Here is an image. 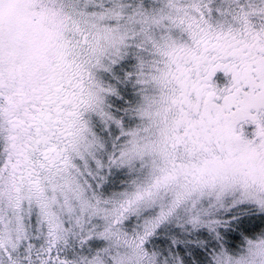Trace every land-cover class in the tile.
<instances>
[{"label":"snow or ice","instance_id":"1","mask_svg":"<svg viewBox=\"0 0 264 264\" xmlns=\"http://www.w3.org/2000/svg\"><path fill=\"white\" fill-rule=\"evenodd\" d=\"M0 264H264V0H0Z\"/></svg>","mask_w":264,"mask_h":264}]
</instances>
